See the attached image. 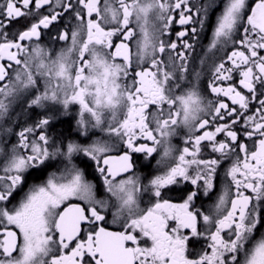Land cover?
Masks as SVG:
<instances>
[{
	"label": "snow or ice",
	"instance_id": "obj_1",
	"mask_svg": "<svg viewBox=\"0 0 264 264\" xmlns=\"http://www.w3.org/2000/svg\"><path fill=\"white\" fill-rule=\"evenodd\" d=\"M64 20L69 26L56 38H71L80 59L69 48L46 61L43 30ZM133 23L140 32L134 58ZM210 23L209 50L224 53L211 63L207 88L215 100L202 95L203 73L190 67ZM37 75L45 78L42 92ZM182 86L186 92L177 94ZM31 89L38 94L19 115L49 102L67 115L76 104L86 134L84 114L100 127L107 110L101 130L126 150L99 140L58 142L49 134L56 108L21 126L10 148L0 143V264H264V0H0V123L14 119L13 106ZM178 120L188 129L182 149L168 140ZM11 133L0 127V135ZM156 145L172 162L149 187L132 154L150 158ZM76 153L90 158L99 184L73 163ZM220 172L225 180L212 210L197 208L201 196L215 194ZM181 182L192 185L182 202L165 199L162 189ZM100 191L110 196L98 198ZM138 192L151 206L140 207ZM109 216L123 221L121 230L103 226ZM200 239L210 251L188 258L189 242Z\"/></svg>",
	"mask_w": 264,
	"mask_h": 264
},
{
	"label": "flooded vegetation",
	"instance_id": "obj_2",
	"mask_svg": "<svg viewBox=\"0 0 264 264\" xmlns=\"http://www.w3.org/2000/svg\"><path fill=\"white\" fill-rule=\"evenodd\" d=\"M250 4L255 3V0H248ZM222 3V0H221ZM219 9L216 10L218 12ZM216 12L213 13V22ZM148 18L150 23H159L155 20V12H149ZM13 24L19 28L23 27V22H16L14 21ZM69 26V22L67 20L60 21L54 25H52L49 29L43 30V35L41 38V41L39 42L41 46L44 48L46 52V61L54 60L62 50H66L69 48H72L73 50L70 53V57L72 60L79 61V51L77 48H73L71 43V38L68 40H58L56 38L57 32L63 31L66 27ZM133 28H136L135 23L130 25ZM111 27V26H108ZM179 25H175L173 28V35L171 36V39L175 40V31L179 29ZM81 39H86V34H82ZM140 38V32L139 29L136 28V33L133 38V40L130 43V47L133 52V58L135 55V40ZM167 39V37H165ZM212 39V23L209 24L208 28L200 35V38L198 41H196V48L195 52L192 53V63L190 65L191 68H195L197 71H201L203 73L202 78L199 81V89L202 93V95L206 96V99H217V97L213 94H211L210 89L207 88L208 82L211 79V63L214 59V56H222L224 53L219 52L216 53L215 50H209V44ZM113 41L118 43L116 37H113ZM127 42V41H126ZM99 47V46H97ZM104 51H108V49H105ZM86 59H91V57L88 55V53H85ZM120 57L116 58V62H121ZM203 61V64L201 63ZM33 71L35 72V68H33ZM43 71V70H41ZM39 81V87L41 92L44 89V77H41L37 75L35 77ZM238 79V78H237ZM231 83L237 84V81L234 80ZM237 87L239 85L237 84ZM187 88L186 86H182L180 89H175L174 91L177 94H181L183 92H186ZM35 89L29 90L28 94L24 96V98L17 102L12 109V115L14 119H5L2 123H0V127H12V133L11 135H0V143H3L5 148H10L13 143H15L17 136L16 133L19 131L20 127L23 125L31 124L32 121H35L39 119V115L37 114H43L44 112L48 111L49 108H56L59 109L58 115L56 119L53 121L52 125L49 128V134L52 135L56 140L59 142L61 139L63 140L64 144L66 145L68 141H72L78 144H91L94 141L99 140L100 142H109V143H115L117 145L118 151H124L126 150V145L121 147L120 142L118 141L117 137L114 135H109L106 131H102L101 128H107L108 121L111 119V114L104 110L103 118L104 123L100 127H93L92 125L95 123L94 119L87 113L84 114V119L86 121H89L87 132L86 134L82 132L81 128L78 127L77 121L79 120V106L76 104H72L69 106L68 114H63V108L60 105H55L52 103H48V106L44 109H41L39 107H33L30 109L31 115L25 117L23 115H19L22 112V108L27 106V103L32 98V96L36 95ZM219 99L223 100L224 102L231 104V101L227 97L220 96ZM153 109V106H149V111ZM175 128V135L168 138L169 143L174 147V149H182L184 146V138L188 135V129L184 127L182 124L179 123L178 125L173 126ZM221 137H218L220 139ZM249 147H252L251 142H249ZM156 152L153 153V155L150 158H145L143 153H133V159L135 163V170L137 171V174L141 178L142 185H147L150 187V180L155 178L156 175H161L166 170L168 164L172 162L171 157H163V151L164 146L162 145H156ZM173 155H176V152L173 153ZM163 157L164 162L158 165V161L161 160ZM73 163L77 167H81L85 170V176L86 178L95 183L99 184L100 181L98 178H94V176L98 174L93 173L92 168V161L89 157H86L83 155V153H76L73 154L72 157ZM0 163H2V159H0ZM228 161H225L223 167H227ZM55 170V169H54ZM225 180V176L223 172H220L219 177L216 181V191L215 194H212L211 197H205L201 196L196 201L197 208H202L204 211L208 212L211 211V206L214 205L217 202V196L219 195V190ZM39 183V181H37ZM192 185L186 184L184 182H181L180 185L175 186H169L168 188L162 189V192L164 193V198L168 199L171 203L179 204L182 202V192L186 191L188 188H191ZM139 205L140 207L146 208L151 206L150 201L148 199V195L145 193H136ZM98 198H105L109 197L110 194L106 191H100L97 193ZM111 202L113 204L116 203L115 198H111ZM123 223L122 220H117L115 223H113L112 217L109 216L107 224L103 225L107 228L109 231H119L121 230V224ZM174 223L173 221H169V224ZM198 229L203 230L204 225L202 221L198 224ZM182 231H188V230H182ZM264 231V230H261ZM137 235L139 233L137 232ZM260 233L256 234V238H259ZM141 243L143 244L144 241L142 240ZM210 251V249H207V243L205 240H194L190 241L188 244V251L186 255L188 258H198L199 254H201L202 251Z\"/></svg>",
	"mask_w": 264,
	"mask_h": 264
}]
</instances>
